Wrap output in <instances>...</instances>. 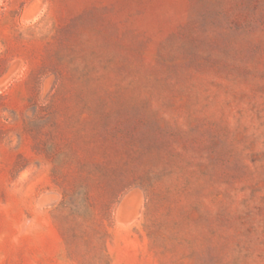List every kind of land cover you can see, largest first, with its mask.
I'll return each instance as SVG.
<instances>
[{"label":"rangeland","instance_id":"obj_1","mask_svg":"<svg viewBox=\"0 0 264 264\" xmlns=\"http://www.w3.org/2000/svg\"><path fill=\"white\" fill-rule=\"evenodd\" d=\"M0 264H264V0H0Z\"/></svg>","mask_w":264,"mask_h":264}]
</instances>
